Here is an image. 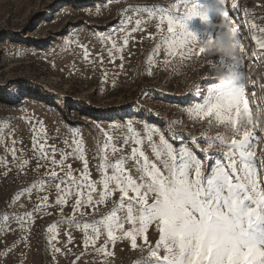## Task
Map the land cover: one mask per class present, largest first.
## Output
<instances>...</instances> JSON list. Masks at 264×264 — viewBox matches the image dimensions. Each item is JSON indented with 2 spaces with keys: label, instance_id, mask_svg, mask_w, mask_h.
<instances>
[{
  "label": "rangeland",
  "instance_id": "374dc122",
  "mask_svg": "<svg viewBox=\"0 0 264 264\" xmlns=\"http://www.w3.org/2000/svg\"><path fill=\"white\" fill-rule=\"evenodd\" d=\"M193 3L209 10V20L204 22L194 17L188 23L189 30L198 40L215 38L222 21L216 12L218 0H0V129L5 130L0 140L13 134L22 141L17 147L30 159L27 173H19L13 167L6 177L0 175V217L5 211L22 214L36 203L33 195L31 202L26 196L21 198L19 203L25 208H20L19 203L8 206L15 193L35 182L44 171L32 170L35 161L31 160L29 117L33 123L42 122L49 136L57 137L49 140V144L61 148L64 138L71 140L73 132L80 133L93 179L99 176L96 170L99 161L94 158L98 143L102 146L111 137L120 146L133 133L144 136L146 126L163 132L174 147H188L202 160L206 170L215 165L222 153L215 145L207 154L203 153L200 149L207 147V142L202 135L215 137L218 132L225 135L228 132L221 125L210 128L207 121L196 120L188 115V109L201 103L206 90L220 82L218 72L226 73L219 67L220 55L169 58L161 48L153 56L161 34L167 33L166 25L158 28V19L150 18L149 11L158 17L166 10L179 19L186 11L185 6ZM175 4L180 5L179 12L173 7ZM225 8L245 49L239 53L242 67L238 70L244 74L246 95L255 115L257 105L264 109V89L260 87L264 84V56L258 54L253 39L254 35L261 34L250 31V23L264 26V0H237L236 10L231 9V0H226ZM244 9L248 10L247 15ZM128 17H133L131 24L126 23ZM136 19L142 21L141 30L133 32ZM125 37L129 38L126 46L123 45ZM113 43L117 45L115 49ZM85 47L94 58L102 53L103 64L84 61ZM109 50L114 63L108 59ZM121 63L123 68L119 67ZM129 125L132 131L128 130ZM169 125L174 137L168 131ZM255 134L259 138L257 156L260 157L264 155V119ZM193 137L199 149L191 143ZM143 147L154 159L147 144ZM129 152L130 148H126L122 154ZM4 157L5 149L0 144V158ZM6 158L10 163L11 156ZM68 163L74 169L82 167L80 161L70 159ZM3 170L0 166V173ZM260 172L264 177V169ZM110 208V204L99 206L94 216L85 219H99ZM64 213L72 214L70 205L65 206ZM60 219L56 210L52 215L35 217L27 248L23 244L15 245L20 232L6 234L0 230V264H155L149 245L142 239L138 238L136 249L128 241H117L114 246H108L107 251L112 255L105 256L91 246L85 250L79 230H72L73 242L67 244L63 227L59 229L58 242H53L61 252L53 259L48 227ZM12 227L17 226L13 223ZM3 228L4 222L0 219V229ZM147 235L154 247L159 235L154 226ZM103 240L102 236L97 247ZM21 251L26 255L22 257Z\"/></svg>",
  "mask_w": 264,
  "mask_h": 264
},
{
  "label": "snow or ice",
  "instance_id": "6c2138e0",
  "mask_svg": "<svg viewBox=\"0 0 264 264\" xmlns=\"http://www.w3.org/2000/svg\"><path fill=\"white\" fill-rule=\"evenodd\" d=\"M225 4L226 0H218L216 12L222 18L221 24L228 27L226 30L219 28L217 35L222 31L230 35L233 47L243 53L245 49L237 39V28L232 25ZM173 7L179 12V4ZM185 7L186 11L179 15V19L166 10L158 17L149 11L150 18L158 19V28L166 25L167 33L161 34L153 56L161 48L169 58L207 54L204 47L197 50L196 46L202 40L189 30L188 23L194 17L207 22L209 10L196 3ZM231 9H237V0H231ZM244 12L248 14L247 9ZM132 22L133 17H128L126 23ZM141 23L136 19L132 31L141 30ZM250 31L261 34L254 35L253 39L258 54L264 56V26L253 21ZM217 35L215 38L209 36L208 43H212ZM128 43L129 38L125 37L123 45ZM116 47L113 43L112 48ZM83 59L103 64L104 56L101 53L94 58L85 47ZM108 59L114 63L111 50ZM149 64H152L151 58ZM119 67L123 68V64ZM219 67L229 78L210 86L202 102L188 109V115L196 120L207 121L210 128L221 125L230 133L218 132L215 137L202 135L207 142V147L200 149L203 153L207 154L214 145L222 153L210 170L204 168L202 160L188 147H174L163 132L146 126L144 136L133 133L124 138L120 146L111 137L102 146L98 143L94 158L99 161L96 165L99 176L93 179L80 133L73 132L71 140L64 138L61 148L49 144V140L57 137L49 136L42 122L33 123L29 117L31 160L35 161L32 170L36 173L41 169L44 171L35 182L15 193L8 206L19 203L25 196L31 202L33 195L36 203L22 214L5 211L0 217L4 228L0 230L6 234L20 232L15 245L23 244L27 248L35 217L52 215L56 210L61 219L48 227L53 259L61 252L53 242H58V232L63 227L67 244L73 242L72 230H79L85 250L91 246L105 256L112 255L107 251L108 246H114L117 241H128L136 249L139 238L149 245L155 264H264V187H261L264 177L260 172L264 169V155L257 156L259 138L255 134L264 119L261 115L264 109L257 105V114L254 115L250 107L243 82L245 77L238 70L242 67L240 56L237 59L220 56ZM260 87L264 89V84ZM128 130L132 131L130 125ZM4 131L0 129V134ZM168 131L175 136L171 125ZM20 143L22 141L11 133L8 138L0 140L5 149V157L0 158V166L4 169L0 175L6 177L13 167L19 173L29 170L30 159L24 155L23 149L17 147ZM191 143L199 149L195 137ZM145 144L154 159L146 154ZM126 148H130V152L124 155ZM8 155L11 156L10 163L6 158ZM70 159L80 161L82 167L74 169L68 163ZM53 196L54 199H50ZM109 204L111 208L106 215L99 219H85L94 216L99 206ZM69 205L72 214L65 215V206ZM19 207L25 208V205L19 203ZM13 223L16 228L12 227ZM152 226L159 234L154 247L149 244L147 235ZM102 236L103 243L97 247ZM10 251L5 253V258ZM25 255L21 251V256Z\"/></svg>",
  "mask_w": 264,
  "mask_h": 264
},
{
  "label": "clouds",
  "instance_id": "9594fccd",
  "mask_svg": "<svg viewBox=\"0 0 264 264\" xmlns=\"http://www.w3.org/2000/svg\"><path fill=\"white\" fill-rule=\"evenodd\" d=\"M228 25L220 24L219 28L226 30ZM198 47H204L209 55H220L230 59H237L239 57L238 49L233 47V41L230 35L224 34L222 31L216 37L212 43H208L207 40H202ZM217 77L220 81H224L229 78L228 74L224 72H218ZM230 135V133H228Z\"/></svg>",
  "mask_w": 264,
  "mask_h": 264
},
{
  "label": "bare ground",
  "instance_id": "6f19581e",
  "mask_svg": "<svg viewBox=\"0 0 264 264\" xmlns=\"http://www.w3.org/2000/svg\"><path fill=\"white\" fill-rule=\"evenodd\" d=\"M241 27V26H240ZM242 28V27H241ZM259 133H260V131H259ZM261 134H262V131H261Z\"/></svg>",
  "mask_w": 264,
  "mask_h": 264
}]
</instances>
